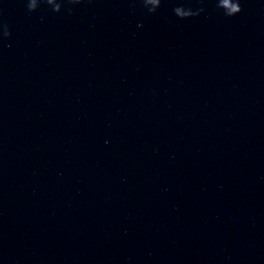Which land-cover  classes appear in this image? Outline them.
Wrapping results in <instances>:
<instances>
[{"label":"clouds","instance_id":"9594fccd","mask_svg":"<svg viewBox=\"0 0 264 264\" xmlns=\"http://www.w3.org/2000/svg\"><path fill=\"white\" fill-rule=\"evenodd\" d=\"M181 6H183V5H179V6L175 7L174 10L179 8V7H181ZM223 7H226L228 9H230V11H229V13L227 15L229 17L235 16V15L239 14L242 11V9L240 7L239 0H235V3H233V0H224Z\"/></svg>","mask_w":264,"mask_h":264}]
</instances>
